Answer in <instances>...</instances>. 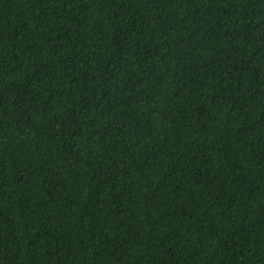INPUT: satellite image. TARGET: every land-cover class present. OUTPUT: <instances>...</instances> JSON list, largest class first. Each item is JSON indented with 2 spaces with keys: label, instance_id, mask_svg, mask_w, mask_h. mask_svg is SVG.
Segmentation results:
<instances>
[{
  "label": "trees",
  "instance_id": "1",
  "mask_svg": "<svg viewBox=\"0 0 264 264\" xmlns=\"http://www.w3.org/2000/svg\"><path fill=\"white\" fill-rule=\"evenodd\" d=\"M0 264H264V0H0Z\"/></svg>",
  "mask_w": 264,
  "mask_h": 264
}]
</instances>
